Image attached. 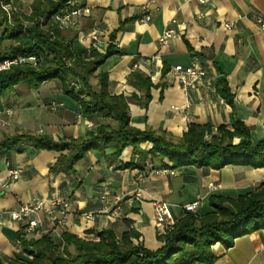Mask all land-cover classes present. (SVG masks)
Instances as JSON below:
<instances>
[{
    "label": "crops",
    "instance_id": "1",
    "mask_svg": "<svg viewBox=\"0 0 264 264\" xmlns=\"http://www.w3.org/2000/svg\"><path fill=\"white\" fill-rule=\"evenodd\" d=\"M36 1L59 0H14L21 10H31ZM77 2L90 10L79 30L101 34V54L110 45L115 48L92 77L93 88L100 89L98 75L107 76L108 93L126 99L130 127L165 132L178 141L191 124L209 126L215 135L218 128H231L239 121L249 129L252 144L264 141V32L254 20L264 16V0ZM228 21H235L231 29L224 27ZM166 30H173L175 37L161 45ZM76 34L77 30L61 32L60 37L74 38L75 47L83 48ZM194 59L207 78L185 90L173 69L189 66ZM103 123L114 125L97 114H83L58 80L38 89L18 85L0 97V143L22 133L55 141L87 140ZM241 141L235 138L234 145ZM152 147L149 142L136 149L129 146L118 158L110 148L89 151L70 171L59 164L67 150H37L30 143L0 150L1 211L17 210L34 200L48 202L54 195L70 203L64 224L39 214L42 226L32 234L25 232L26 223L0 219V264L30 263L28 249L42 240L57 246L64 233L97 242L104 231H111L118 241L134 232L138 238H131L133 244L158 251L165 244L159 240L163 233L156 227L154 201L168 203L178 222L186 204L198 201V212L204 214L211 211V197L236 200L264 188V167L248 164L247 158L221 168H172L165 159L171 173L154 175L152 171L161 167L152 160ZM16 169L22 173L11 181ZM212 250L214 264H264V227L237 237L229 249L217 243Z\"/></svg>",
    "mask_w": 264,
    "mask_h": 264
},
{
    "label": "trees",
    "instance_id": "2",
    "mask_svg": "<svg viewBox=\"0 0 264 264\" xmlns=\"http://www.w3.org/2000/svg\"><path fill=\"white\" fill-rule=\"evenodd\" d=\"M77 1H36L31 6V14L22 16L23 20L31 23L27 27L19 15L13 16L14 26L11 25L0 7L3 39L13 40L9 47L0 49V61L17 54L38 55L44 61L41 68L19 65L1 73L0 97L18 85L38 89L46 81L58 80L63 92L80 105L83 114H97L114 125L100 124L87 140L55 141L49 136L22 133L1 142L0 150L17 148L23 143H30L37 150H67L68 154L61 157L59 164L70 171L89 151L110 148L118 158L126 147L136 149L149 142L153 145L150 150L152 160L161 168H169L163 162L165 159L172 168L187 165L221 168L238 160L240 163L243 158L248 159V164L264 167V141L252 144L249 129L239 121L231 128H218L215 135L209 126L191 124L178 141L165 132H142L130 127L126 99L108 93L107 76L98 75L99 91L94 90L91 80L104 60L114 54L115 48L110 45L105 54L96 49L88 52L75 47L74 38L66 40L56 32V39H53L40 27L41 18H50L69 7V3L72 6ZM137 78L141 79L140 76ZM221 92L230 101L227 89L223 88ZM235 138L242 141L234 145L232 140ZM226 204H230L232 209ZM210 208L211 211L204 214L185 213L172 231L159 236L165 246L158 251L133 244L131 238H138L134 232L124 234L118 241L111 231H104L99 234L97 242L83 241L64 233L63 250H60V244L56 246L42 240L27 250L33 257L27 264H214L217 260L212 250L214 245L219 243L229 249L237 237L264 227V188L236 200L211 197Z\"/></svg>",
    "mask_w": 264,
    "mask_h": 264
},
{
    "label": "built area",
    "instance_id": "3",
    "mask_svg": "<svg viewBox=\"0 0 264 264\" xmlns=\"http://www.w3.org/2000/svg\"><path fill=\"white\" fill-rule=\"evenodd\" d=\"M205 4L208 0H199ZM61 10L59 13L51 16L50 18H41L40 27L47 33H49L53 39H56V32H67L77 30L76 38L83 49L88 52L91 49H96L99 52V43L101 34L97 31H92L88 34L79 30L81 21L90 16V10L87 6L81 3H74L72 6ZM0 7L5 12L8 21L13 25V16L19 15L21 17L22 10L14 3V0H0ZM30 13L27 15L29 16ZM149 20L146 18L144 21ZM255 23L261 32H264V16L257 15ZM31 23L24 22V27H27ZM235 25V21H228L224 23V27L231 29ZM14 26V25H13ZM175 37L173 30H166L160 37L159 42L161 45H166ZM44 64L43 58L38 55L25 56L22 54L14 55L13 57L0 61V74L10 71L14 66L30 65L32 67L41 68ZM70 66L69 63H66ZM137 66L135 65V68ZM174 75L177 77L180 85L185 89H191L197 84H203L207 78V71L199 65L198 59H194L189 66L177 65L173 69ZM22 173L21 169L11 171L10 180L16 181L19 179ZM154 175L170 174L171 171L168 168L154 169L152 171ZM212 187V185H211ZM139 196L140 193H138ZM153 208L155 212L156 227L163 232L166 229L172 228L175 225V219L173 217L171 206L160 200L153 202ZM200 203L198 201L186 204L182 207L184 213H197ZM70 211V203L63 199L59 195H54L46 202L45 200H34L27 204L21 205L17 210L13 211H1L0 219H9L11 223H26L25 232L28 234L36 233L42 226V222L36 218L39 214H44L52 221L61 225L64 224L67 219V214ZM87 219H93L92 215H85ZM65 243L60 238V250H63Z\"/></svg>",
    "mask_w": 264,
    "mask_h": 264
},
{
    "label": "rangeland",
    "instance_id": "4",
    "mask_svg": "<svg viewBox=\"0 0 264 264\" xmlns=\"http://www.w3.org/2000/svg\"><path fill=\"white\" fill-rule=\"evenodd\" d=\"M15 3V2H14ZM30 13V9H26V10H22V14H21V17L22 16H27L28 14ZM22 20H23V17H22ZM24 22H27V20H23ZM11 44H13V40H6V39H3V32L0 30V49H3V48H7L9 47ZM231 131V129H230ZM234 140H232L233 144H234ZM176 224V223H175ZM174 227V226H173ZM173 227L172 228H169V229H166L164 230L162 233L165 234V233H168L170 231L173 230ZM32 257V256H31ZM33 258V257H32Z\"/></svg>",
    "mask_w": 264,
    "mask_h": 264
}]
</instances>
